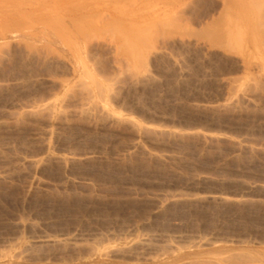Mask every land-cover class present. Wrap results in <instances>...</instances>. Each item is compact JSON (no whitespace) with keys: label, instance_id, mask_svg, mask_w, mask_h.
Here are the masks:
<instances>
[{"label":"rangeland","instance_id":"rangeland-1","mask_svg":"<svg viewBox=\"0 0 264 264\" xmlns=\"http://www.w3.org/2000/svg\"><path fill=\"white\" fill-rule=\"evenodd\" d=\"M0 264H264V0H0Z\"/></svg>","mask_w":264,"mask_h":264},{"label":"trees","instance_id":"trees-1","mask_svg":"<svg viewBox=\"0 0 264 264\" xmlns=\"http://www.w3.org/2000/svg\"><path fill=\"white\" fill-rule=\"evenodd\" d=\"M182 118L184 119V121H188V122L190 121V122H193V123H197V122L202 120V118H200V117L191 116V115H188V114L182 115Z\"/></svg>","mask_w":264,"mask_h":264},{"label":"bare ground","instance_id":"bare-ground-1","mask_svg":"<svg viewBox=\"0 0 264 264\" xmlns=\"http://www.w3.org/2000/svg\"><path fill=\"white\" fill-rule=\"evenodd\" d=\"M111 9V8H110ZM192 78V77H191ZM193 79V78H192ZM187 82V81H186ZM184 83V82H183ZM187 84V83H186ZM191 84V83H190ZM196 85V84H195ZM183 86V85H182ZM188 86V85H187ZM180 87V86H179ZM182 88V87H181ZM190 88H191V86H190ZM193 89V88H192ZM191 89V90H192ZM180 90V89H179ZM189 91V90H188ZM182 113V112H181ZM104 174V173H103Z\"/></svg>","mask_w":264,"mask_h":264}]
</instances>
